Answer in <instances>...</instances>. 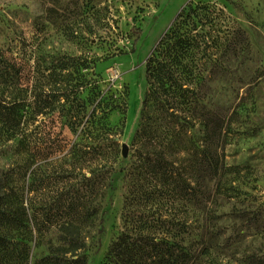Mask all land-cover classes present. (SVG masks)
I'll list each match as a JSON object with an SVG mask.
<instances>
[{"label":"rangeland","instance_id":"rangeland-1","mask_svg":"<svg viewBox=\"0 0 264 264\" xmlns=\"http://www.w3.org/2000/svg\"><path fill=\"white\" fill-rule=\"evenodd\" d=\"M197 4L224 10L232 25L247 32L251 53L232 72L207 82V107L237 112L225 162L242 169L227 175L222 193L211 184L212 204L207 214L189 216L184 245L199 258L195 264H264V0H0V103L17 104L22 128L15 174L8 175L15 160L0 151V211L5 191L17 187L31 214L45 221L46 239L56 237L69 217L70 199L87 189L102 165L97 133L84 129L95 111L93 118L105 121L120 152L114 189L103 202L104 233L99 235L97 220L87 228L89 264L106 263L123 230L122 168L135 152L147 60L177 15ZM55 96L65 104L37 115L39 107L53 108ZM76 111L80 119L73 131ZM72 147L80 156L68 154ZM31 254L35 264L48 250L32 244Z\"/></svg>","mask_w":264,"mask_h":264},{"label":"trees","instance_id":"trees-1","mask_svg":"<svg viewBox=\"0 0 264 264\" xmlns=\"http://www.w3.org/2000/svg\"><path fill=\"white\" fill-rule=\"evenodd\" d=\"M137 43L138 39L133 51ZM248 53L251 44L247 32L232 25L224 10L210 4L187 6L159 41L146 63L148 90L133 138L135 152L122 168L123 230L111 243L105 264H195L199 259L184 245L191 228L189 216L207 214L212 204L211 184L216 193H222L227 175L242 169L225 162L237 112L228 115L208 108L204 91L207 82L232 72ZM52 101L51 110L39 107L37 115L53 113L65 104L59 96ZM79 111L71 112L73 131ZM93 115L95 111L84 129L89 135L97 133L99 139L97 151L102 165L96 177L88 180L82 194L70 199L69 217L59 224L56 237L49 239L44 232L45 221L31 214V204L25 206L23 193L17 187L8 188L3 196L4 211H0V264H31L32 244L45 245L48 250L35 264H89L87 228L97 220L99 235L104 233L103 202L114 189L120 162L110 128ZM20 124L17 104L1 102L0 151L15 160L8 175L10 171L16 173L22 149L21 140L16 144ZM80 153L75 147L68 152L75 157ZM30 161L25 168L29 169ZM44 216L49 215L46 212Z\"/></svg>","mask_w":264,"mask_h":264},{"label":"water","instance_id":"water-1","mask_svg":"<svg viewBox=\"0 0 264 264\" xmlns=\"http://www.w3.org/2000/svg\"><path fill=\"white\" fill-rule=\"evenodd\" d=\"M121 154L125 159L129 157V148L126 144L123 145Z\"/></svg>","mask_w":264,"mask_h":264}]
</instances>
